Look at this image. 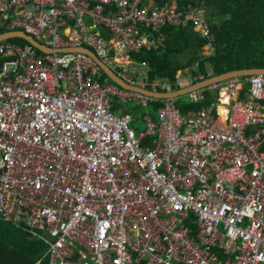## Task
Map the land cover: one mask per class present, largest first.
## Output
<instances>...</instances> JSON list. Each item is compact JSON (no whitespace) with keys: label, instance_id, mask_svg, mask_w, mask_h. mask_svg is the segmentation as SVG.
Returning <instances> with one entry per match:
<instances>
[{"label":"built area","instance_id":"obj_1","mask_svg":"<svg viewBox=\"0 0 264 264\" xmlns=\"http://www.w3.org/2000/svg\"><path fill=\"white\" fill-rule=\"evenodd\" d=\"M164 27L190 28L213 54L204 0H0V30L51 50L0 44V220L41 241L49 264H264V75L191 90L189 103L215 101L183 116L177 98L132 89L215 76L152 78L136 57ZM77 49L130 89L62 53ZM129 101L145 107L138 132Z\"/></svg>","mask_w":264,"mask_h":264},{"label":"trees","instance_id":"obj_2","mask_svg":"<svg viewBox=\"0 0 264 264\" xmlns=\"http://www.w3.org/2000/svg\"><path fill=\"white\" fill-rule=\"evenodd\" d=\"M186 2L180 0V4ZM205 3L211 30L216 38L213 54L210 57L202 55L205 42L198 39L190 28H161L152 36H161L160 48L155 52H142L136 57L151 67L152 78L174 80L177 71L185 69L202 72L209 78V67L215 76L234 71L264 69V0H205ZM3 34L6 31L0 30V35ZM7 43L21 47L28 45L19 39ZM195 64H198L197 71L191 69ZM243 98L244 95L241 96ZM213 101L215 96L207 93V99L198 104L189 103L182 97L177 98V106L181 115L187 116L189 113H197L202 106ZM159 105L157 100L148 105L152 116ZM221 113L225 115L224 108H221ZM5 234L0 236V264H37L42 254L38 244L31 243L30 237L23 232L22 236L13 238Z\"/></svg>","mask_w":264,"mask_h":264},{"label":"water","instance_id":"obj_3","mask_svg":"<svg viewBox=\"0 0 264 264\" xmlns=\"http://www.w3.org/2000/svg\"><path fill=\"white\" fill-rule=\"evenodd\" d=\"M19 39L27 42L32 47L36 48L38 51L44 54L50 53L51 50L45 48L44 46L40 45L38 42H36L32 37L26 35L23 32H10L3 35H0V43L7 42L9 40ZM62 53H81L89 56L91 59H93L98 65L105 71V73L111 77V80L119 85L120 87L124 89H130L129 86H127L124 82H122L120 79H118L107 67H105L98 59L95 58V56L88 50L85 49H77V50H65L62 51ZM256 74H262L264 75V69H249V70H241V71H234L229 72L223 75L214 76L213 78H210L202 83L193 85L191 87L184 88L182 90H178L177 92L169 93V94H160V93H154L149 92L146 90H139L136 88H132L138 92H141L143 94L152 96L157 99H165V98H179L180 96L185 95L186 93L190 92L191 90H195L197 88H203L208 87L212 84L225 81L228 79H232L235 77H246L250 75H256ZM34 241V239H33Z\"/></svg>","mask_w":264,"mask_h":264},{"label":"rangeland","instance_id":"obj_4","mask_svg":"<svg viewBox=\"0 0 264 264\" xmlns=\"http://www.w3.org/2000/svg\"><path fill=\"white\" fill-rule=\"evenodd\" d=\"M144 111H145V107L136 105L135 102L129 101L124 105V108L123 110H121V113L127 112L132 116L133 122L131 124V127L136 132H138L139 130H142L144 126L142 118H141V115L142 113H144ZM5 233L10 235V237L12 238L22 236V232H20V230L18 231L14 229L13 226H10L8 224L0 223V236L6 235Z\"/></svg>","mask_w":264,"mask_h":264},{"label":"crops","instance_id":"obj_5","mask_svg":"<svg viewBox=\"0 0 264 264\" xmlns=\"http://www.w3.org/2000/svg\"><path fill=\"white\" fill-rule=\"evenodd\" d=\"M164 1H166V0H141V2L143 3V4H153V3H155V4H161V3H163ZM186 1H188V0H186ZM205 1V0H204ZM205 5H206V3H205ZM207 7V6H206ZM208 10V9H207ZM157 41L159 42V44H158V49L160 48V46H161V42H162V38H161V36H158L157 38ZM190 71V69H185L183 72L184 73H188ZM196 71H197V69H196ZM190 73H193V74H195V71H193V72H191L190 71ZM182 90V89H181ZM244 90H246V88L244 89ZM177 92V91H176ZM186 95V94H185ZM185 95H183V96H180V97H182V98H185L186 96ZM242 95H244V92H242ZM241 95V96H242ZM241 96H240V99H241ZM179 97V98H180ZM186 99V98H185ZM232 100L234 99V97H232L231 98ZM149 114H150V111H149ZM143 115V114H142ZM142 115H141V117H142ZM150 116L153 118V119H155L156 117H155V112H154V116H152L151 114H150ZM0 223H5V224H8V223H6V222H4V221H2V220H0ZM8 225H10V226H12L11 224H8ZM15 228V227H14ZM16 229V228H15ZM17 230H19V229H17ZM21 231V230H20ZM30 242L31 243H36V244H38L39 246H38V249L42 252V254L40 255V257H39V261L37 262V264H49V259H48V257H47V254H46V248H45V246L43 245V243L40 241H38V240H34L33 241V239H31L30 238Z\"/></svg>","mask_w":264,"mask_h":264},{"label":"bare ground","instance_id":"obj_6","mask_svg":"<svg viewBox=\"0 0 264 264\" xmlns=\"http://www.w3.org/2000/svg\"><path fill=\"white\" fill-rule=\"evenodd\" d=\"M223 94H224V95H223ZM223 94H222V96H221V97H222V100H223L224 102H228V103H230V102H231L230 98H229L225 93H223ZM226 98H229V100H228V101H225ZM220 114H221L222 123H223L222 125H223V126H227V122H226V120H224L225 115L221 113V110H220Z\"/></svg>","mask_w":264,"mask_h":264}]
</instances>
